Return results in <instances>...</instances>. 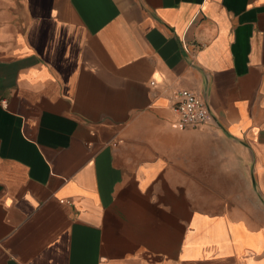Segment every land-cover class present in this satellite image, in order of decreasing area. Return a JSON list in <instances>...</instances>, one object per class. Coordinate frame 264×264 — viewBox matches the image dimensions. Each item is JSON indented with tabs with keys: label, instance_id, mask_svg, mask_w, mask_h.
Masks as SVG:
<instances>
[{
	"label": "crops",
	"instance_id": "obj_1",
	"mask_svg": "<svg viewBox=\"0 0 264 264\" xmlns=\"http://www.w3.org/2000/svg\"><path fill=\"white\" fill-rule=\"evenodd\" d=\"M0 264H264V0H0Z\"/></svg>",
	"mask_w": 264,
	"mask_h": 264
},
{
	"label": "built area",
	"instance_id": "obj_2",
	"mask_svg": "<svg viewBox=\"0 0 264 264\" xmlns=\"http://www.w3.org/2000/svg\"><path fill=\"white\" fill-rule=\"evenodd\" d=\"M172 109L176 112L178 125L181 127L203 124L210 119L206 102L188 89L174 92Z\"/></svg>",
	"mask_w": 264,
	"mask_h": 264
}]
</instances>
